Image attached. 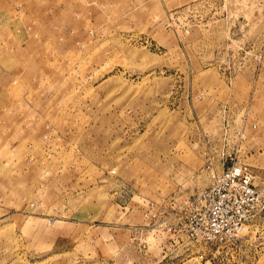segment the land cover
Listing matches in <instances>:
<instances>
[{
  "label": "rangeland",
  "instance_id": "rangeland-1",
  "mask_svg": "<svg viewBox=\"0 0 264 264\" xmlns=\"http://www.w3.org/2000/svg\"><path fill=\"white\" fill-rule=\"evenodd\" d=\"M49 1L0 0L3 17L29 16L41 31L58 19L61 31L44 38L54 52L41 67L0 69L12 77L0 127V264H264V234L257 248L250 235L242 247H199L203 260L157 233L133 234L149 202L209 184V157L217 171L230 158L248 164L264 185V35L254 34L264 0L231 6L249 36L212 25L181 43L164 10L194 0H94L90 9L52 0L58 15ZM239 46L247 65L226 84L215 52ZM25 72L43 90L23 96Z\"/></svg>",
  "mask_w": 264,
  "mask_h": 264
},
{
  "label": "built area",
  "instance_id": "built-area-1",
  "mask_svg": "<svg viewBox=\"0 0 264 264\" xmlns=\"http://www.w3.org/2000/svg\"><path fill=\"white\" fill-rule=\"evenodd\" d=\"M237 1L188 2L166 14L164 27L179 43L182 42L181 37L189 35L193 28H208L212 25L223 26L221 32L228 37L249 36L247 23L238 30L235 27L234 20L238 18H234L231 6ZM255 33L264 35V29ZM89 35L92 36V32ZM83 48L79 45V49ZM215 53L218 57L213 66L226 84H230L237 74L245 70L249 57L246 48L239 46L229 51L227 47H221ZM254 59L260 58L254 56ZM44 129L47 134L51 131L49 125ZM48 138V135L43 136L44 140ZM230 161L226 168L217 171L213 159L209 157L204 170L210 182L192 198L169 197L149 202L143 211V220L148 223L134 228L135 238L141 241L145 231L157 233L172 246L189 252L194 256L192 259L199 260H203L204 256L199 247H215L218 252L242 247L249 235L255 244L261 240L264 224L254 223L261 216L264 217V185L254 183L255 176L248 164L231 158ZM145 243L141 242L140 246L145 248ZM263 243L258 242L256 248Z\"/></svg>",
  "mask_w": 264,
  "mask_h": 264
},
{
  "label": "crops",
  "instance_id": "crops-1",
  "mask_svg": "<svg viewBox=\"0 0 264 264\" xmlns=\"http://www.w3.org/2000/svg\"><path fill=\"white\" fill-rule=\"evenodd\" d=\"M103 1H108L109 4H111V2L114 3V1L112 0H103ZM49 2H51L50 4L52 3L55 4L53 6V11L56 15H58V13L55 12L58 5L55 3V1L51 0ZM73 2H75V0H61V3L65 5L71 4ZM81 4H85V5L87 4L88 5L87 9H90L92 5H95V1L87 0L86 2V0H81ZM180 6H177V7H180ZM176 8H173V9H176ZM173 9L165 7L164 17H166V14L170 10H173ZM90 12L92 14L100 13L101 15H104V12L100 11L99 9L97 11L93 10ZM90 12L87 13V15H89ZM48 18L51 19L50 16H48ZM29 19L30 17L27 16V18L25 17L23 19L24 21H22V15L20 14L17 16H9V17H3L2 15H0V25H1L0 26V69L1 70H3L5 65H10L11 63L13 67L18 66L20 67V69L21 68L29 69L32 67L38 68V67H41L42 62L45 63L46 60L49 61L50 57H52L51 54L54 51L53 50L50 51V48L49 46H47L46 40L44 38L54 37V36L59 35V32H61L58 29L59 28L58 25H60L59 20L58 19L56 21L53 20L51 25H48L47 30L41 31L36 28V24H33L35 28L34 29L33 26L30 23H28ZM21 21H22V25L20 24ZM26 21H27V24H26ZM5 25L7 27H5ZM53 25H56L58 28L57 27L55 28ZM13 26L15 27L13 28ZM52 27H54L55 29H52ZM47 56H50V57H47ZM43 57H46V60H43ZM30 77H31V74H27L25 72L24 74L21 75V78L19 81L21 85V90H23L24 92L23 96L25 97H28V95L31 93L32 90L34 91L35 89L40 90L38 83L33 82L32 79L30 80ZM10 78L12 77L7 76L6 73L4 74V72H3V75L0 76V127L1 128L8 127L7 121L5 122L3 119L5 116L4 106L7 103V100L5 96H3V94H5L6 91L10 87V84H11ZM247 79H249V76ZM41 94L42 93H40V95ZM34 97L35 99H37L36 93ZM33 115H35V119H36L38 116H41L42 114H41V111L35 110V112H33ZM24 117L25 115H23V118L22 116L20 117L22 121L24 120Z\"/></svg>",
  "mask_w": 264,
  "mask_h": 264
}]
</instances>
